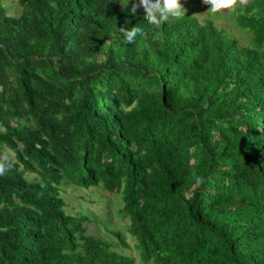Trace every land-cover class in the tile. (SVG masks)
<instances>
[{
    "label": "trees",
    "instance_id": "16d2710c",
    "mask_svg": "<svg viewBox=\"0 0 264 264\" xmlns=\"http://www.w3.org/2000/svg\"><path fill=\"white\" fill-rule=\"evenodd\" d=\"M15 2L0 0V264H136L65 211L69 185L119 195L141 264H264V0L227 27L153 25L139 0Z\"/></svg>",
    "mask_w": 264,
    "mask_h": 264
},
{
    "label": "rangeland",
    "instance_id": "374dc122",
    "mask_svg": "<svg viewBox=\"0 0 264 264\" xmlns=\"http://www.w3.org/2000/svg\"><path fill=\"white\" fill-rule=\"evenodd\" d=\"M196 1L181 0V3L187 10L186 13H190L193 16L196 15L199 18H204L207 13L214 14L210 11V5L204 4L203 0H200L199 4ZM1 3L5 6L8 14L15 15L19 12V6L15 0H1ZM231 10L233 9H224L217 12L218 15L215 23L218 26L227 27L228 22L223 16H226ZM236 37L242 43H248L250 39V36L241 30L236 32ZM63 189L64 192L61 193V196L67 203V207L65 208L67 213H79L80 215L87 216L92 221L86 225L88 233L102 236L106 241L112 243L118 252L135 258L136 264H141L138 260V251L134 247L135 242L127 234L128 219L123 218L119 212L121 207L119 195L107 193L102 186L84 190L69 185ZM107 230L121 232L127 247H118L115 239Z\"/></svg>",
    "mask_w": 264,
    "mask_h": 264
},
{
    "label": "clouds",
    "instance_id": "9594fccd",
    "mask_svg": "<svg viewBox=\"0 0 264 264\" xmlns=\"http://www.w3.org/2000/svg\"><path fill=\"white\" fill-rule=\"evenodd\" d=\"M248 2L249 0H203L204 4L210 5V11L212 13H217L224 9H234L238 3L247 5ZM140 7L143 8L144 16L148 22L153 25H160L169 19L182 18L187 11L181 3V0H139L138 4H132L129 11L134 14L137 8ZM121 32L125 37L126 43H132L137 35H143V29L140 27H132L130 30L121 28ZM10 168L9 156L7 154L0 156V176L5 175ZM204 182L203 176L196 177L197 186L202 185Z\"/></svg>",
    "mask_w": 264,
    "mask_h": 264
}]
</instances>
